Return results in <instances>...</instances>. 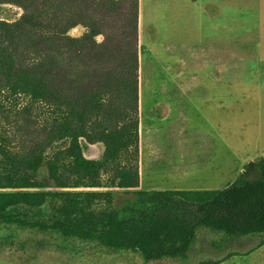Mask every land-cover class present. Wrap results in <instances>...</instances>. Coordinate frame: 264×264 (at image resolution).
<instances>
[{
	"label": "trees",
	"instance_id": "1",
	"mask_svg": "<svg viewBox=\"0 0 264 264\" xmlns=\"http://www.w3.org/2000/svg\"><path fill=\"white\" fill-rule=\"evenodd\" d=\"M6 6L22 15L0 19L1 225L146 262L186 260L200 228L264 236V157L250 164L255 179L222 190H139V0ZM83 143L103 145L102 156L86 158ZM79 189L105 191H69Z\"/></svg>",
	"mask_w": 264,
	"mask_h": 264
},
{
	"label": "rangeland",
	"instance_id": "2",
	"mask_svg": "<svg viewBox=\"0 0 264 264\" xmlns=\"http://www.w3.org/2000/svg\"><path fill=\"white\" fill-rule=\"evenodd\" d=\"M21 15L16 7L0 8V19L14 21ZM139 18L142 160L151 161L153 152L159 150L161 158L173 159L178 166L182 150L189 151L187 143L194 140L204 144L202 151L212 149L216 167L221 168L220 173L211 171V175L179 181L148 169L139 190L156 191L150 190V184L163 190H222L241 174L255 179L256 170L250 163L264 157V0H139ZM84 31L78 27L71 35L79 37ZM170 142L186 143L169 147ZM103 151L101 144L83 143L88 159H99ZM38 177L47 179V170L43 168ZM113 191L118 202L130 197ZM203 261L264 264V236L229 238L200 228L186 260L146 262L140 254L113 253L96 244L0 224V264Z\"/></svg>",
	"mask_w": 264,
	"mask_h": 264
},
{
	"label": "crops",
	"instance_id": "3",
	"mask_svg": "<svg viewBox=\"0 0 264 264\" xmlns=\"http://www.w3.org/2000/svg\"><path fill=\"white\" fill-rule=\"evenodd\" d=\"M212 1V0H209ZM140 22V18H139ZM191 95V92H190ZM186 142H170L169 147L178 145V147H182ZM187 144L190 145L189 151H183V158L179 161V165L173 161V159H165L161 158L160 154H158L159 150L153 152L154 156L151 157V161L145 162L142 160V149L140 147V161H139V174H140V186L142 185L143 177L146 175L147 170L150 172H154L156 175H165V177L176 178L178 181L181 178L193 177L197 174L211 175V171L220 173V166L216 167V159L211 155L213 153L212 149L201 150L204 148V144L199 141L190 140ZM186 146V145H185ZM202 152L205 153V157H201ZM252 163V162H251ZM250 163V164H251ZM254 163V162H253ZM225 164V163H224ZM224 165V171L225 167ZM215 169V170H214ZM175 184H180V182H175ZM150 190L156 191H168L159 189L158 187H152L154 184H150ZM208 190V189H205ZM169 191H204L202 189H187L183 187H177Z\"/></svg>",
	"mask_w": 264,
	"mask_h": 264
}]
</instances>
